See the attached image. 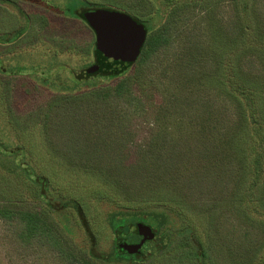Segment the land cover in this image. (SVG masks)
I'll return each mask as SVG.
<instances>
[{"label": "trees", "instance_id": "16d2710c", "mask_svg": "<svg viewBox=\"0 0 264 264\" xmlns=\"http://www.w3.org/2000/svg\"><path fill=\"white\" fill-rule=\"evenodd\" d=\"M79 1L71 17L83 19L93 33L88 12L128 15ZM198 14L206 36L199 43L191 38L187 47L196 67L192 80L205 96L226 104L229 130L219 136L216 127L202 123L201 148L185 158L177 156L171 139L136 140L132 123L145 105L126 76L132 70L138 77L140 66L162 53L170 39L167 29L149 35L144 21L129 14L147 33L133 63L109 64L95 43L94 63L73 72L77 79H99L92 86L53 95L36 118L25 115L21 123L8 113L18 143L4 145L8 156L0 154V242L12 263L30 262L40 253L58 264H171L169 256L179 252L182 264H264V0H202ZM43 16L36 14V22H44H37V34L49 27ZM6 37L0 33V42L15 40ZM92 67L96 70L90 72ZM105 79L108 84L102 85ZM2 95L8 107L3 89ZM210 135L223 140L215 179L205 157ZM95 202L121 207L108 215L114 233L109 252L98 251ZM70 210L88 239L87 251L54 218ZM174 216L181 224L177 228ZM139 221L147 222L155 237L140 254H131L122 244L140 241Z\"/></svg>", "mask_w": 264, "mask_h": 264}, {"label": "rangeland", "instance_id": "374dc122", "mask_svg": "<svg viewBox=\"0 0 264 264\" xmlns=\"http://www.w3.org/2000/svg\"><path fill=\"white\" fill-rule=\"evenodd\" d=\"M82 1L107 5L137 16L148 26L149 35L168 30L170 44L166 49L149 63L142 64L138 77L132 76V70L126 76V82L136 86L145 105L144 112L137 115L132 123L137 141L146 142L154 138L161 142L163 139H171L175 142L177 156L185 158L196 154L201 148L202 139L197 129L202 123L216 127L219 136L229 130L226 104L223 105V100L212 94V100L205 96V90L192 80L196 67H192L187 58L190 39L196 43L205 40V26L198 17L202 0ZM81 5L79 0H0V33L4 36L7 33L6 38L9 39L19 30L26 31L17 40L13 38L15 40L0 42L2 157L9 155L4 151V145L15 147L18 143L15 133L8 125V113L13 121L16 118L17 123H21L25 115L28 120L31 116L36 118L38 111L53 95L82 93L95 82V77L77 79L73 73H81L95 60V33L83 19L71 17ZM38 13L46 14L47 17H43L49 23L47 31L39 30L40 34L36 31L38 21L35 18ZM38 23L44 24L43 20ZM90 43L91 49L88 50L86 45ZM136 67L134 66L135 69ZM9 80L12 81L11 84ZM108 81L105 79L100 83L105 85ZM112 82L115 81L110 83ZM2 89L4 93L6 91L8 107L4 104ZM206 141L209 143L205 157L210 160L209 166L213 171L209 169V172L215 179L216 160L223 140L210 135ZM135 157L131 153V159ZM95 204L97 214L94 216L93 227L97 233L98 251L109 252L113 247L114 233L108 222V215L121 207L108 202ZM34 208L40 209V206L34 205ZM171 211L175 213L172 209ZM54 218L78 247L86 251L90 248L74 210H70L68 216L59 214ZM174 220L175 228L179 227L181 224L176 222L175 216ZM178 253L169 256L173 260L171 264H182L176 258L179 257L176 256ZM0 264H20L16 259L12 263L7 258L6 248L1 242ZM23 264L58 263L50 255L39 253L30 262ZM220 264H223L222 261Z\"/></svg>", "mask_w": 264, "mask_h": 264}, {"label": "water", "instance_id": "95a60500", "mask_svg": "<svg viewBox=\"0 0 264 264\" xmlns=\"http://www.w3.org/2000/svg\"><path fill=\"white\" fill-rule=\"evenodd\" d=\"M95 33L97 53L102 60L113 66H128L141 53L147 39L144 26L138 24L129 14L115 13L108 10H95L86 14ZM96 67L89 69L90 72ZM141 239L137 243H123L122 247L131 254H140L143 244L154 238L150 225L136 224Z\"/></svg>", "mask_w": 264, "mask_h": 264}]
</instances>
